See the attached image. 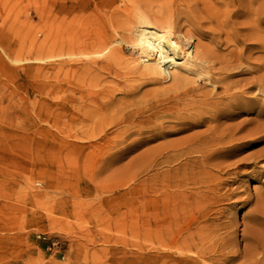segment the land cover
I'll return each instance as SVG.
<instances>
[{"label":"bare ground","instance_id":"1","mask_svg":"<svg viewBox=\"0 0 264 264\" xmlns=\"http://www.w3.org/2000/svg\"><path fill=\"white\" fill-rule=\"evenodd\" d=\"M83 3L89 18L77 23L47 4L61 33L47 43L57 50L37 51L73 58L54 73L72 78L79 146L140 148L135 261L264 264V0Z\"/></svg>","mask_w":264,"mask_h":264},{"label":"rangeland","instance_id":"2","mask_svg":"<svg viewBox=\"0 0 264 264\" xmlns=\"http://www.w3.org/2000/svg\"><path fill=\"white\" fill-rule=\"evenodd\" d=\"M86 1L64 0L66 13L63 0H0V44L25 59L12 62L0 49V264H138L140 148L79 146L72 78L54 73L73 58L39 60L47 54L37 51L57 50L47 43L56 45L61 33L47 4L77 23L89 16ZM249 185L259 189L262 181ZM247 209L236 210L238 222Z\"/></svg>","mask_w":264,"mask_h":264}]
</instances>
